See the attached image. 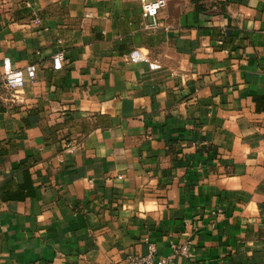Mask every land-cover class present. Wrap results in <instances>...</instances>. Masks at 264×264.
I'll return each mask as SVG.
<instances>
[{
	"label": "crops",
	"instance_id": "crops-1",
	"mask_svg": "<svg viewBox=\"0 0 264 264\" xmlns=\"http://www.w3.org/2000/svg\"><path fill=\"white\" fill-rule=\"evenodd\" d=\"M167 1L0 0V264H264V0Z\"/></svg>",
	"mask_w": 264,
	"mask_h": 264
},
{
	"label": "built area",
	"instance_id": "built-area-1",
	"mask_svg": "<svg viewBox=\"0 0 264 264\" xmlns=\"http://www.w3.org/2000/svg\"><path fill=\"white\" fill-rule=\"evenodd\" d=\"M143 16L153 19L152 27L158 26V17L163 10L168 6L167 0H140ZM133 60H139L141 55L134 53ZM66 59L65 53L59 51L53 56L54 70L60 71L63 68V63ZM38 67L36 64L28 65L24 70L14 68L9 58L0 62V82L8 90L11 102H18L22 100L24 91L27 85V78L36 81ZM154 244H148V251L146 254H134L127 258V264H174L176 256H189L188 246L176 247L174 246L173 254L167 257H158ZM110 264H117L116 262Z\"/></svg>",
	"mask_w": 264,
	"mask_h": 264
},
{
	"label": "trees",
	"instance_id": "trees-1",
	"mask_svg": "<svg viewBox=\"0 0 264 264\" xmlns=\"http://www.w3.org/2000/svg\"><path fill=\"white\" fill-rule=\"evenodd\" d=\"M25 179H26L25 183L19 187L18 192L16 194L15 193L7 194L8 199L22 200L28 197L29 195L34 194L33 182L31 179V175L28 171L25 172Z\"/></svg>",
	"mask_w": 264,
	"mask_h": 264
}]
</instances>
